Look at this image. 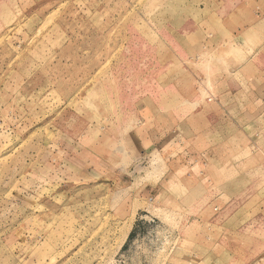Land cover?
Listing matches in <instances>:
<instances>
[{
	"label": "rangeland",
	"instance_id": "374dc122",
	"mask_svg": "<svg viewBox=\"0 0 264 264\" xmlns=\"http://www.w3.org/2000/svg\"><path fill=\"white\" fill-rule=\"evenodd\" d=\"M0 264H264V0H0Z\"/></svg>",
	"mask_w": 264,
	"mask_h": 264
},
{
	"label": "crops",
	"instance_id": "0c3cea01",
	"mask_svg": "<svg viewBox=\"0 0 264 264\" xmlns=\"http://www.w3.org/2000/svg\"><path fill=\"white\" fill-rule=\"evenodd\" d=\"M259 25H261V23H257V25L254 24V26H259ZM254 30H255V28H254ZM240 68H241V66H240ZM241 74L242 73H239V76L237 75V77L240 78ZM160 110L161 109H159V111ZM164 111H166V110H164ZM160 114H161V116L157 120V122H155V121L150 122L149 117L145 116L144 120L140 121L139 124L136 125L137 127H139L138 132L135 135V138H137V140H136L137 142L134 146L137 156H139V155L144 156V155L148 154L150 152L151 148H153L154 144H157V142H164L165 141V138H162V137L158 138V140H157V137H156V139L149 137V135H150L149 133H152L150 128L153 127V128H155L156 131L163 132L165 134L164 137L166 135L171 136L169 134L172 133V127H173V125H175V123L173 122V117L171 118V112L168 111L167 114L160 112ZM166 142H167V140H166Z\"/></svg>",
	"mask_w": 264,
	"mask_h": 264
},
{
	"label": "bare ground",
	"instance_id": "6f19581e",
	"mask_svg": "<svg viewBox=\"0 0 264 264\" xmlns=\"http://www.w3.org/2000/svg\"><path fill=\"white\" fill-rule=\"evenodd\" d=\"M248 34V33H247ZM203 55H205L204 53H203Z\"/></svg>",
	"mask_w": 264,
	"mask_h": 264
}]
</instances>
